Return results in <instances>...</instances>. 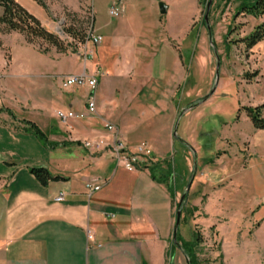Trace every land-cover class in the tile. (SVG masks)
<instances>
[{
	"label": "crops",
	"instance_id": "crops-1",
	"mask_svg": "<svg viewBox=\"0 0 264 264\" xmlns=\"http://www.w3.org/2000/svg\"><path fill=\"white\" fill-rule=\"evenodd\" d=\"M16 1L44 21L35 1ZM160 1L168 7L164 15ZM97 2L104 15L91 6L92 33L102 39L89 59L63 69L17 34L16 45L9 43L10 59L0 48V264H168L166 239L174 224L168 190L151 179L147 163L128 171L111 149L118 136L130 150L146 141L152 152L167 151L171 113L187 78L193 15L182 11L186 0ZM113 3L120 6L118 17L108 14ZM129 13H137L132 20L138 24L130 31ZM251 17L248 34L264 22V15ZM246 62L248 78L232 80L239 114L231 125L222 121L212 146L224 142L233 158L224 160L226 154L205 163L200 209L228 255L225 264H264V129L255 128L243 109L264 103V37L248 49ZM80 74L98 76L93 91L56 80ZM218 85L219 79L212 95ZM118 88L122 100L116 99ZM89 94L93 113L87 110ZM119 103L133 105L132 113H112ZM57 111L77 116L63 123ZM203 125L201 120L202 130L216 132ZM39 167L59 178L41 184L31 172ZM89 179L101 188L89 192ZM59 193L64 199L58 202ZM170 264L183 263L172 256Z\"/></svg>",
	"mask_w": 264,
	"mask_h": 264
},
{
	"label": "rangeland",
	"instance_id": "rangeland-1",
	"mask_svg": "<svg viewBox=\"0 0 264 264\" xmlns=\"http://www.w3.org/2000/svg\"><path fill=\"white\" fill-rule=\"evenodd\" d=\"M245 1L247 0H212L209 12V24L212 27L213 39L220 57L219 85L209 101L203 105H200V103L198 106L186 111L185 113H188L179 124L180 127L177 126V134L194 148L197 155L195 176L188 192V198L185 200V209L187 211L193 209V213L187 223H182L180 220L179 228L180 238L185 241L195 240L194 231L199 235L200 242L192 248L197 264H225L226 258H228V255L225 254V249L221 247L220 238L216 234L214 226L206 223V220H204L205 216L200 214V209L206 196V189H204L205 185L203 184L204 179L207 177L205 163L208 160L211 162L217 160L226 154V156H223V159L229 160L233 158V155L232 152L224 151L227 146L224 142L217 149H212L216 137L211 143L210 148L212 150H204L202 147L203 140L199 137L200 133H205L200 128L201 120L204 121L205 125L203 126L206 130L213 128L216 131L219 130L222 121L230 124L236 120L239 114V98L236 96L232 80L236 81L241 76L245 78L244 75L246 73L249 74L246 71L249 48H246L240 39L248 34L253 24L252 15L237 14L240 4ZM44 3L45 7H42L36 2L38 7L40 6L44 10V21L42 24L49 31L57 35L60 46H54L41 38H35L29 42L23 33L7 30L4 25L0 24V48L4 51L6 59H10L11 46L9 43H12L14 46L16 45L15 41L17 40L13 41L14 36L17 37L16 34L19 35L20 42L23 39L27 45L47 55L50 63L59 65L63 69H67L73 65L76 62L75 59L78 61H82L84 58L89 59L91 53L89 51L90 49L94 50L96 45H92L87 40L84 43L79 42L74 33L88 34L90 31L92 32L93 15L91 6H95L98 17H103L104 13L101 9L99 10L97 0H44ZM173 4L175 5L174 2ZM185 4L186 7L185 10H182L183 13L193 15L192 49L185 60L184 68L187 78L178 96V99L181 101L179 102L178 100L179 103L175 104L171 113L168 126L170 130L178 111L192 103L201 101L210 92L215 81L216 58L207 38L203 20L205 3H202L200 0H186ZM33 14L39 17V15ZM129 14L132 20L137 13ZM131 22L128 23L129 31L132 28L136 29L138 27V24L134 20ZM229 29L230 31L228 32ZM68 31H72L73 34ZM4 43L5 47L2 46ZM61 77L56 78V80L59 81ZM94 77L98 80V76L94 75ZM142 78L145 77H141L140 80ZM116 99H121L120 88L116 90ZM172 106V104L167 105V108L163 106L162 113H166L165 109L169 110ZM132 109L133 105L119 103V106L115 110L111 108V112L121 116L122 114H131ZM200 114L201 116H199ZM112 131H116L114 127ZM140 137L141 135L138 138ZM143 137L147 138L146 136ZM170 139L167 151L165 150L166 152L162 150L152 152L153 150L145 143L146 141L143 144L147 145V148L150 149L149 158L145 163L148 166L154 165L155 176L163 180L161 184L166 188L168 183L172 186L174 194L173 200H171V210L175 221L176 206L193 170L194 159L193 152L187 146L173 137ZM116 140H120L118 136L113 137V142ZM123 145L125 146L124 143ZM171 241L172 231L170 230L166 239L167 263H171L170 254H172L181 260V263L185 264L181 251L178 247L171 246Z\"/></svg>",
	"mask_w": 264,
	"mask_h": 264
},
{
	"label": "trees",
	"instance_id": "trees-1",
	"mask_svg": "<svg viewBox=\"0 0 264 264\" xmlns=\"http://www.w3.org/2000/svg\"><path fill=\"white\" fill-rule=\"evenodd\" d=\"M34 1L37 2L40 6L45 7L44 0H34ZM200 1L202 3H206L205 2L206 0H200ZM0 7H2V14L0 15V24L4 25L7 30L18 31L20 33H23L26 40L29 42H31L35 38H41L54 46L57 47L60 46V42L58 41L57 35H55L47 28H45L37 17H35L32 13L26 10L16 0H0ZM239 13L249 14L254 17H259L264 15V0H247L241 3L239 9L237 10V14ZM229 31L230 29L228 30V32ZM68 32L73 34L72 31H68ZM74 34L75 37L78 39V41L81 43H84L89 36L87 33H83V34L74 33ZM263 37H264V22L255 26L253 30L249 34H247L244 38L240 39V41L245 44L246 48H251ZM248 75L249 74L246 73V75H244L245 78H248ZM263 108H264V103L255 107H243V109L245 110L246 114L250 118L255 128L264 129V118L262 117L261 114ZM30 128L40 139L46 141L45 135L40 131V129L36 125L30 123ZM215 136H217L216 132L200 133L199 138L203 140L202 147L204 150L210 149L211 143L213 142ZM153 167L154 165L153 166L147 165L151 179L158 183H162L163 180L155 176ZM31 172L43 185L47 184L51 180H57L59 178L58 176L55 177L51 176L50 173L47 171V169L43 167L32 168ZM167 188L170 193V196L172 195L171 200H173L174 193L170 183L167 184ZM187 198H188V194L186 195L184 201L180 206L181 214H182V218H181L182 223H187L190 220L193 213V209H190L188 211L185 209V200ZM176 208H178V203ZM194 235H195L194 241H185L180 238L179 228L176 235V241L180 244L186 255L189 257L191 264H197V260L194 257L192 248L197 243L200 242L199 235L197 234V232L194 231ZM171 246L177 247L173 239L171 241ZM172 256L173 255L170 254V257Z\"/></svg>",
	"mask_w": 264,
	"mask_h": 264
},
{
	"label": "built area",
	"instance_id": "built-area-1",
	"mask_svg": "<svg viewBox=\"0 0 264 264\" xmlns=\"http://www.w3.org/2000/svg\"><path fill=\"white\" fill-rule=\"evenodd\" d=\"M108 13L112 17H118L120 14V6L117 3H113L108 8ZM87 42H91L92 45L100 43L102 37L95 35L92 32L88 33ZM62 87H89L90 90H94L97 85V79L94 76H88L86 74L80 75H65L60 79ZM87 110L90 113L95 111L94 96L89 94L86 100ZM77 115L73 112L57 111V117L61 122H66L67 119L74 118ZM107 129L112 131L113 127L106 125ZM114 132V131H113ZM150 154V149L145 144H140L134 149H127L120 140L113 142L112 155L117 162V165H121L128 171H135L139 166L144 164ZM85 188L89 192L98 191L101 188V184L96 179H89L85 182ZM64 199V193H59L55 198V201H62ZM91 238V236H89Z\"/></svg>",
	"mask_w": 264,
	"mask_h": 264
},
{
	"label": "water",
	"instance_id": "water-1",
	"mask_svg": "<svg viewBox=\"0 0 264 264\" xmlns=\"http://www.w3.org/2000/svg\"><path fill=\"white\" fill-rule=\"evenodd\" d=\"M211 4H212V0H206V3H205V10H204V13H203V20H204V24H205V28H206V33H207V37H208V40H209V43L213 49V52L215 54V58H216V69H215V81H214V85L213 87L211 88L210 92L205 95L201 101H197L195 103H192L182 109H180L173 121V125H172V129H171V135L174 139H176L177 141L181 142L182 144H184L185 146H187L192 152H193V170L190 174V177L187 181V184H186V187L185 189L183 190V192L181 193V196H180V199L178 201V208L176 209V213H175V221H174V226H173V231H172V239L173 241L175 242V244L177 245V247L181 250L184 258H185V261H186V264H191L190 262V259L189 257L186 255V253L184 252V250L182 249V247L180 246V244L176 241V235H177V231H178V228H179V225H180V220H181V209H180V206L182 204V202L184 201L186 195L188 194L189 192V189L192 185V182H193V179H194V176H195V172H196V165H197V155H196V151L194 150V148L188 143L186 142L184 139H182L178 134H177V126H178V122H179V119L181 118V116L183 115V113H185L186 111L198 106L200 103L204 102L205 100H207L211 95L212 93L214 92L215 88H216V85H217V82H218V76H219V71H220V57L217 53V49H216V46H215V42H214V39H213V35H212V28L209 24V12H210V7H211ZM167 5L160 1L158 3V10H159V13L161 15H164L166 14V11H167Z\"/></svg>",
	"mask_w": 264,
	"mask_h": 264
}]
</instances>
